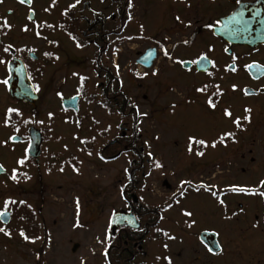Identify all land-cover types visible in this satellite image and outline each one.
<instances>
[{
	"label": "flooded vegetation",
	"instance_id": "1",
	"mask_svg": "<svg viewBox=\"0 0 264 264\" xmlns=\"http://www.w3.org/2000/svg\"><path fill=\"white\" fill-rule=\"evenodd\" d=\"M38 1L41 0H24L23 3L21 0H0V61H4L0 63V213H7L0 216V228L11 233L9 236L0 232V255L13 258L22 250L31 259L30 264H47L51 239L43 212L44 179L51 175L54 165L58 164V171L63 172L64 161L65 167L75 173L83 158L92 157L94 147H89L88 151V145L82 142L78 152L67 154L64 159L61 157L63 152L61 156L53 153L55 148L49 146L52 131L48 134V130L37 122V103L22 102L10 94L13 62L25 66L38 101L41 98L39 86L51 79L54 82L58 70L63 72L62 65L57 66L58 57L50 52L52 36L59 33L63 40L64 34L73 48L80 49L73 35L58 27L63 22L69 23L74 14L68 12L63 18L62 12L60 21L54 23L52 17H40ZM50 1L55 3L57 0ZM170 1L176 7L169 10L171 20L166 25L169 31L188 34L180 45L203 44L206 48L188 60L191 62L189 69L218 81L199 88L203 89L198 95L203 99L199 107L202 110L213 108L208 103L211 100L216 105L213 109L229 122L214 140H191V145L197 149L192 163L186 168L184 161L177 158L174 171L169 172L167 179L162 178V187L168 188L167 194L155 200L149 196L153 192L145 182L152 177L158 162L147 157L143 146H137L138 142L131 140L132 132L129 136L122 133L104 144L102 161L113 164L114 188L108 224L115 213L123 211L135 217L138 227L122 226L113 232L109 230L103 260L106 264H169V260L170 264H264V196L259 195L264 192L261 184L264 181V0ZM99 3L101 9H95L90 0H85L80 10L82 14L86 11L91 14L90 19L85 18V24L87 27L92 25V31L88 28L82 35L97 50L93 69L97 78L102 80L99 97L90 94L88 89L86 97L103 110V104L114 107L121 103L119 112L124 117H131L137 112L134 104L125 93H121L120 78L107 66L105 57L111 38L130 28L137 12L134 8L138 6L134 0H131V7L129 0H99ZM238 11H243V19L249 22L247 31L236 32L233 31L236 24L225 26L222 23ZM254 11L258 13L255 16ZM123 20L125 27L122 30L118 26ZM115 21L119 22L114 27ZM5 48L8 51H4ZM150 48L156 49L153 68L161 63L160 59L174 60L176 51L168 50L164 39H155ZM148 49L137 53L136 65ZM165 49L167 56L164 55ZM217 52L222 54L220 64L211 56ZM202 57L210 60L205 72L197 69ZM253 63L256 67H246ZM180 66L184 68L183 61ZM240 74L242 79H237ZM115 83L118 84V94L113 90ZM80 87L71 97H79V104L80 101L88 103L80 93ZM62 100L63 93L59 104V110L63 112ZM9 109L15 111L9 112ZM225 109L231 112V116L225 115ZM245 109L251 111L245 112ZM114 111V108L108 111V115L114 116ZM246 116L249 118L245 119ZM50 117L54 118L52 113ZM237 120L238 123H234ZM36 130L43 138L38 159ZM200 140L205 144H199ZM136 146L141 151L138 155L132 153ZM197 152L203 155H197ZM96 154L99 156L100 150ZM121 159H124L122 167L116 168L115 164ZM239 188L246 191L235 190ZM9 200L16 203L6 206L5 202ZM21 231L29 239H24Z\"/></svg>",
	"mask_w": 264,
	"mask_h": 264
},
{
	"label": "rangeland",
	"instance_id": "2",
	"mask_svg": "<svg viewBox=\"0 0 264 264\" xmlns=\"http://www.w3.org/2000/svg\"><path fill=\"white\" fill-rule=\"evenodd\" d=\"M84 1L80 0L75 7H70L75 0H57L55 3L50 0L38 1L40 17H52L54 23L60 21L62 12L63 18L66 13H73L77 19V31L74 34L77 39H74V35L72 38L77 44V40L82 41L85 46L73 48L64 34L63 40L59 33L51 37L49 46L51 44L52 51H46L58 57L57 66L62 65L63 72L57 71L54 82L53 79L50 80L52 84L44 82L39 86L41 98L37 102V122L48 130V134L52 131L49 146L55 148L52 152L58 156L63 152V159L67 158V154L78 152L82 142L86 145L91 142L93 144L89 146L94 147L92 157L83 158L75 173L65 167L63 160V172L58 171V164L54 165L51 175L44 179L43 212L51 239L47 264H106L102 254L109 235L108 217L114 185L113 164L105 163L101 158L104 144L117 139L122 133L129 136L137 123L140 145L146 156L160 165L154 166L152 177L145 182L153 192L149 196L155 197V200L167 194L168 188L162 187V178L167 179L169 172L174 171L178 159L184 161L186 168L188 163H192L191 159L195 157L197 149L191 145L189 138L214 140L220 129L229 122L219 111L213 108L202 110L199 107L203 99L198 97V89L218 81L210 80L207 74H198L194 69L180 66V62L193 59L206 48L203 44L180 45L188 34L169 31L166 27L171 20L169 10L176 7L170 0H134L138 8H134L137 12L130 22V28L122 35L111 38V46L105 57L107 66L120 78L121 93H125L134 104L137 121L133 119V115L124 117L119 112L121 103L114 108V116L108 115V110H103L98 103L82 101L77 115L60 111L62 93L63 98L76 95L78 86L84 79L87 83L85 88L90 94L99 97L101 92L99 84L102 80L97 78L93 69L97 50L82 35L88 29L85 18H91L88 11L80 13ZM90 1L93 8L101 9L99 0ZM118 22L115 21L113 26ZM58 27L60 29V25ZM155 39H164L167 49L176 51L174 60L160 59L161 63L150 70L137 66V53H143L152 47ZM211 56L217 64L221 63L222 54L217 52ZM213 73L216 74V70ZM236 77L242 79V74ZM227 83L225 86H228ZM114 86V92L119 93L118 84L115 83ZM188 101L191 103L188 104ZM51 113L53 119L50 117ZM64 118L71 119L72 122H66ZM98 150L99 156L96 154ZM123 163L124 159H121L115 167L121 168ZM76 245L79 247L74 252ZM24 255L22 250L13 258L1 254L0 264H30L31 259Z\"/></svg>",
	"mask_w": 264,
	"mask_h": 264
},
{
	"label": "water",
	"instance_id": "3",
	"mask_svg": "<svg viewBox=\"0 0 264 264\" xmlns=\"http://www.w3.org/2000/svg\"><path fill=\"white\" fill-rule=\"evenodd\" d=\"M230 18H228L226 21L222 22L225 26L228 25L230 22ZM156 58V49H148L145 54H143L140 59L137 61L139 65H142L146 69H150L153 66V62ZM190 63H184L183 66L185 68L190 67ZM210 66V60L209 59H200L198 61L197 69L201 72H205L208 70V67ZM11 72V78L9 79V89L10 94L12 98L17 99L22 102L35 104L38 100V96L35 93L32 84L30 83L27 71L25 66L20 62H13L10 67ZM79 97L70 98V99H64L62 101L63 107L66 110H74L78 112ZM42 135L40 131H35V150L36 153V159H38L40 154V147L42 144ZM129 226L131 228H137L138 225L136 224V219L132 215H128L125 212H117L113 215L112 221H111V231H114V229H117L122 226ZM201 239L204 240L205 236L202 235ZM79 246L76 245L74 247V252L77 250Z\"/></svg>",
	"mask_w": 264,
	"mask_h": 264
},
{
	"label": "snow or ice",
	"instance_id": "4",
	"mask_svg": "<svg viewBox=\"0 0 264 264\" xmlns=\"http://www.w3.org/2000/svg\"><path fill=\"white\" fill-rule=\"evenodd\" d=\"M23 2H24V0H21V3H23ZM79 3H80V0H75V3L72 4V5H70V7H75L76 4H79ZM129 7H131V0H129ZM257 14H258L257 12H255V11L253 12V15H254V16L257 15ZM129 18H131V17H129ZM176 19H177L178 21L180 20L179 17H176ZM230 22H231V23H234V24L237 25V27L234 28L233 31L240 32V31H247V30H248V24H249V22H248V21H245V20L243 19V11L235 12V13L233 14V16L231 17ZM129 39H131V37H129ZM185 43H187V41H185ZM77 46H80V45L78 44ZM4 51H8V49L5 48ZM164 55H165V56L168 55V52H167L166 49L164 50ZM202 59H206V57H203ZM3 62H4V61H0V63H3ZM246 67H247V68H252V67H256V65H255V63H253V64H250V65H246ZM153 74L155 75V73H153ZM5 83H6V81H5ZM205 87H207V86H205ZM233 87L235 88V86H233ZM198 91H203V89H198ZM208 103H209L213 108H215L216 105L213 104L211 100H209ZM11 111H15V110H13V109H9V112H11ZM250 111H251L250 109H245V112H250ZM143 115H146V113H144ZM225 115H227V116H231V112L228 111L227 109H225ZM248 118H249V117H247V116L245 117V119H248ZM234 123H238V120H237V121H234ZM229 135H231V134L229 133ZM189 139H190V140H193L194 138H193V137H190ZM198 143L201 144V145H203V144H205V141L200 140V141H198ZM212 146L214 147L215 145L213 144ZM189 151H191V149H189ZM197 155H203V153H202V152H197ZM21 163H22V161H21ZM156 166H157V167H160V165H159L158 163H157ZM0 168H2V166H0ZM12 179L15 180V179H16V176L13 175V176H12ZM261 184L264 185V181H261ZM235 190L246 191V189H243V188H239V189H235ZM259 195L264 196V192H260ZM14 203H16V202H15V201H11V200H9V201H6V202H5V205L7 206L8 204H14ZM77 204H78V202H77ZM2 215H7V213H6V212H5V213H0V216H2ZM186 215H191V213H186ZM0 232H4L5 235H9V236L11 235V233L5 231L4 228H0ZM20 235L23 236L24 239H26V240L29 239V237L26 236L25 233H24L23 231L20 232ZM170 238H171V237H170ZM33 242H34V240H33ZM165 247H167V246L165 245ZM169 264H170V260H169Z\"/></svg>",
	"mask_w": 264,
	"mask_h": 264
},
{
	"label": "trees",
	"instance_id": "5",
	"mask_svg": "<svg viewBox=\"0 0 264 264\" xmlns=\"http://www.w3.org/2000/svg\"><path fill=\"white\" fill-rule=\"evenodd\" d=\"M123 1L124 0H122V2ZM72 19H74V18H72ZM72 19H71V21L69 23H63V25L61 26V28L63 29L64 32H66L68 34H71V35H74V34H76V31H77L76 30L77 29V19H75V20H72ZM124 27H125V21L123 20L122 24L120 26H118V28L123 30ZM88 28H89L90 31H92L93 26L90 25V26H88ZM73 37H74V39H77V35H74ZM77 41H78V44L81 46V48L83 46H85V43H83L82 41H80V40H77ZM86 84H87L86 83V80L84 79L81 82L80 93L85 97V99L88 102H92V99L91 98H87L86 97L87 96V88H85V85ZM116 94H118V92H116ZM118 104H120V103H118ZM103 106H104L105 109H107L108 111H110L113 108H115L117 106V104L114 107L111 106V104H108V103L107 104H103ZM132 115H133V119L135 121H137L136 120V114L135 113H132ZM131 140L132 141H136V143L138 142L137 143V146H141L140 145V142H139L140 141V137H139L138 131H137V123H135V125H134V131H132ZM88 144L91 146V144H93V143L90 142ZM89 145H88V148H86V150H88V151L90 150V148H89L90 146ZM137 146L135 148H133V150H132V153L134 155H138V154L141 153L140 148H138Z\"/></svg>",
	"mask_w": 264,
	"mask_h": 264
}]
</instances>
